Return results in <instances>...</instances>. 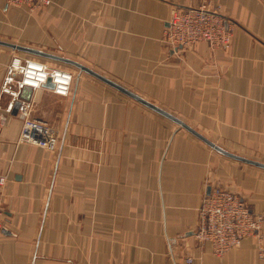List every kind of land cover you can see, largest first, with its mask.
Here are the masks:
<instances>
[{"label":"crops","instance_id":"1","mask_svg":"<svg viewBox=\"0 0 264 264\" xmlns=\"http://www.w3.org/2000/svg\"><path fill=\"white\" fill-rule=\"evenodd\" d=\"M204 3L233 25L231 44H167L174 9ZM0 40L77 61L221 148L264 162V0H55L35 14L0 0ZM16 53L67 68L74 83L67 97L47 84L22 92L33 117L58 132L54 150L18 142L16 110L0 132V175H8L0 264H185L187 256L195 264H264V233L222 257L194 236L213 186L263 213V168L221 154L69 63L0 44L2 107Z\"/></svg>","mask_w":264,"mask_h":264},{"label":"built area","instance_id":"2","mask_svg":"<svg viewBox=\"0 0 264 264\" xmlns=\"http://www.w3.org/2000/svg\"><path fill=\"white\" fill-rule=\"evenodd\" d=\"M15 7H27L34 11L49 6L53 0H6ZM233 25L217 9H210L206 3L196 7H177L165 31V42L173 48L193 47L207 42L212 48H226L231 44ZM54 84L48 88L58 96L67 97L73 87L74 74L68 70L51 68L34 57L15 54L6 68L1 92L9 97L5 107L0 105V132L8 115L15 110L22 115L18 142L37 145L54 150L59 134L47 122L33 117L34 103L22 98L26 88L37 90L46 87L48 81ZM8 180L7 174L0 175V232L4 210L2 190ZM264 233V212H254L249 204L235 192L222 186H213L206 193L199 207V223L194 236L199 242L208 243L212 252L219 257L238 248L248 237L261 239ZM259 254L264 257V246ZM185 264H195L192 256L185 258Z\"/></svg>","mask_w":264,"mask_h":264},{"label":"water","instance_id":"3","mask_svg":"<svg viewBox=\"0 0 264 264\" xmlns=\"http://www.w3.org/2000/svg\"><path fill=\"white\" fill-rule=\"evenodd\" d=\"M0 44L4 45V46H8L14 50H18V51H23V52H27L30 54H34V55H40L43 57H47V58H51V59H55V60H60L63 61L65 63H69L75 67H77L78 69H80V71L83 72H87L88 74L98 78L99 80L113 86L114 88L118 89L119 91L125 93L126 95L132 97L133 99L141 102L142 104L148 106L149 108L155 110L156 112L166 116L167 118L171 119L172 121H174L175 123H177L179 126H181L182 128L188 130L189 132H191L192 134H194L195 136H197L198 138H200L202 141H204L207 145H209L210 147H212L213 149H215L216 151L220 152L221 154L228 156L232 159L238 160V161H242V162H246L248 164L260 167L264 169V162L261 161H256V160H252V159H248L236 154H233L223 148H221L220 146H218L217 144H215L213 141H211L210 139H208L207 137H205L203 134H201L200 132H198L197 130H195L193 127H191L190 125L186 124L183 120H181L180 118L174 116L173 114L167 112L166 110L156 106L155 104L151 103L150 101L146 100L145 98L139 96L138 94L128 90L127 88L123 87L122 85L118 84L117 82L106 78L105 76L95 72L94 70L90 69L89 67L68 59V58H64V57H60L51 53H47L45 51H41L38 49H34V48H30L27 46H22L19 44H14V43H10V42H6V41H2L0 40ZM47 87L49 88H53L54 84L49 80L47 83ZM210 192V191H209Z\"/></svg>","mask_w":264,"mask_h":264},{"label":"rangeland","instance_id":"4","mask_svg":"<svg viewBox=\"0 0 264 264\" xmlns=\"http://www.w3.org/2000/svg\"><path fill=\"white\" fill-rule=\"evenodd\" d=\"M54 1H55V0H53V2H54ZM53 2H52V3H53ZM52 3H51V4H52ZM51 4H50V5H51ZM50 5H49V6H50ZM46 7H48V6H44V7H42V8H38V9H36V10H34V11H30V10H29V11L31 12V14H35V13H38L39 11L45 9ZM5 39H6V38H5ZM13 53H14V52H13ZM16 54H17V53H16ZM42 62H43V61H42ZM49 66H50V65H49ZM62 66H66V65H62ZM50 67H51V66H50ZM66 67H68V66H66ZM51 68L54 69L55 67H51ZM62 68H64V67H62ZM71 68H72V67H71ZM58 69H61V68H58ZM65 69H67V68H65ZM65 69H64V70H65ZM2 207H3V204H2ZM3 208H4V207H3ZM3 210H4V209H3ZM3 212H4V211H3ZM1 234H2V232H0V235H1Z\"/></svg>","mask_w":264,"mask_h":264}]
</instances>
